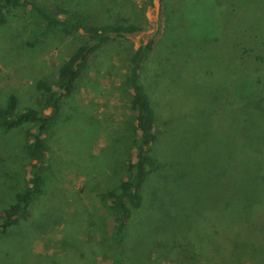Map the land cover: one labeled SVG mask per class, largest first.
<instances>
[{"label":"rangeland","instance_id":"rangeland-1","mask_svg":"<svg viewBox=\"0 0 264 264\" xmlns=\"http://www.w3.org/2000/svg\"><path fill=\"white\" fill-rule=\"evenodd\" d=\"M44 1L67 9L74 5V0ZM91 3L95 18L124 20L142 26L143 30L111 41L90 58L89 70L79 80L74 95L66 100L61 122L47 137L52 169L47 175V196L32 210L31 222L36 231L27 240L6 241L0 235V264H251L235 250L231 233L227 238L206 240L210 221L205 214L213 211L214 225L222 223L225 198L240 179L239 173L230 179L221 177L228 149L236 152L242 146L237 117L251 109L250 117L255 112V120L258 115L264 120V98L259 92H252L254 81L251 76H243L240 57L243 48L264 56V0ZM31 13L14 11L0 29V106L6 104L10 95H16L21 108L39 110L42 101L36 84L40 80L53 84L58 81L60 67L71 57L76 43L84 40L81 35L66 36L59 31L47 39L41 37L39 22ZM151 41L156 49L144 63L145 84L164 79V84L184 80L181 84L191 88V96L180 98L194 103L191 112L199 110L197 102L207 106L206 99L215 101L219 109L206 107L210 119H201L197 112L194 121L171 123L168 128L159 125L163 137L156 148L157 155L164 158L170 150V157L177 155L170 162L172 181L167 185L174 188V194L162 207L167 211L144 210L142 235L147 238L155 232L160 238L127 240L98 255L105 241L99 239L105 233L107 236L112 217L97 203V189L107 176L112 181L126 180L125 161L130 155L128 140L131 130L134 131V114L125 77L135 52ZM204 77L210 88L206 98H200L199 80ZM167 112L175 116L179 106ZM25 131H0V213L26 185L29 166ZM180 143L189 146V150L177 154ZM118 148L120 154L115 153ZM260 148L258 144L252 148L254 156ZM161 191L159 194L165 195ZM230 195L233 201L234 196H245L246 190L241 188ZM234 210L240 215L238 221L244 217L241 224L245 225L238 224L239 234H246L247 230L258 236L240 235L242 240L256 241L244 251L245 256L256 260L264 254L263 242L258 244V240H264V228L254 216L253 207L245 213ZM185 227L187 233L181 234ZM24 231L17 229L16 233L23 236Z\"/></svg>","mask_w":264,"mask_h":264},{"label":"trees","instance_id":"trees-1","mask_svg":"<svg viewBox=\"0 0 264 264\" xmlns=\"http://www.w3.org/2000/svg\"><path fill=\"white\" fill-rule=\"evenodd\" d=\"M90 2L92 0H80V2L74 0V5L71 4L73 5L72 9H67L60 4H57L58 6L48 5L44 0H0V29L6 25L14 11L22 9L36 15L34 18L39 22L38 33L41 37L47 36L45 39L56 31L66 36L81 35L84 37V40L76 43L71 57L60 67L58 81L53 84L40 80L36 84L42 101L39 110L31 107L21 108L16 95H10L6 104L0 106L1 132L7 134L16 129H26L25 149L29 166L26 185L16 193L15 198L0 213V235L6 241L23 240L22 238L27 240L36 231L35 224L31 222L32 210L35 204L40 203L47 196V175L52 169L47 137L50 131L61 122L62 112L66 109V100L74 95L79 80L89 70L90 58L103 50L111 41L124 39L128 34L143 30L142 26L127 23L124 20L113 22L102 20L101 17L95 18L91 12L93 8ZM42 23L44 24L41 27ZM38 37L39 35L37 39H39ZM34 44L30 43V46H34ZM155 47L154 41L146 46H141L131 58L130 68L125 77V85L131 92L130 101L134 114L131 124L134 131L131 130L132 135L128 140V146L130 145L131 149L130 155L125 161L126 180L112 181V177L107 176L97 189V203L104 211H109L110 217H112V224L109 226L107 236L105 233L99 239L105 241L102 242V246L99 245L101 247H99L98 255H102V250L105 248L108 249L115 244L123 245L127 240L160 238L155 232L151 235L148 234L147 238L142 235L146 220L143 215L144 210L161 208L167 211L162 207L167 205L169 201L166 200L174 194V188L170 189L167 185L172 181L170 179L172 171L170 162L177 159V155L174 158L170 157L173 150L164 154V158H159L157 155L156 148L163 137L159 132V125L161 123L162 126L168 128L171 123L185 124L194 121L197 118V115L194 114L197 112H200L201 119L204 116L209 117L210 115L206 114L208 113L206 107L214 108L211 109L213 111L219 109L215 101L210 102L206 99L207 106L196 101L199 110L193 109L191 112L194 103L188 100L183 102L180 98L181 95L187 99L191 96L189 94L191 88L185 86L184 83L181 84L184 80L175 81L173 79L172 83L164 84V79L158 83L145 84L142 78L144 63L154 53ZM240 57L243 61L241 64L243 76L247 78L251 76L254 81L255 88L251 87L253 88L252 92L254 94L259 92V95L264 98V56H258L252 50L243 48ZM200 81L202 86L199 97L205 96L206 98L210 88L209 81L206 77ZM175 105L179 106V112H173L175 116H172L168 114L167 110L171 108L173 110ZM48 110L49 112L46 113ZM204 110L207 111L204 112ZM250 110L242 111V114L237 117L240 126L236 129L239 130V145L242 146L238 147L236 152L228 149L224 157V175L221 176L224 179H230L234 173H239L240 179L236 181L237 185L231 186L229 192L236 194L242 188L244 192L246 190V195H243L242 198L234 196L232 201V196L228 194L229 196L225 198L222 223L214 225L216 221L213 211L205 214L210 225L207 229L208 233L204 235L206 240H215L216 237H219L218 239L227 238L232 235L230 240H234L235 250L239 255H243V260L248 258L251 264H264V254L256 260L245 256V248L249 249L248 246L254 245L256 241L242 240L240 235L245 238H255L254 236L257 235L247 232V230L246 234H239L238 224H241L244 217L238 221L240 215L234 210L239 209L245 213L246 210L253 207L254 216L264 228V120L260 115L255 120V112L250 117ZM105 127L103 126L104 129ZM257 144L261 148L254 156L251 150ZM188 150L189 146L185 147L183 143H180L176 152L183 154ZM119 152V148L115 149V153L120 154ZM202 170L203 168L200 169L199 174ZM161 190H164L166 196L159 194L162 192ZM176 207L178 209L179 205ZM90 222H88L89 227ZM244 225L241 224V226ZM25 227L26 232L24 231ZM17 229H22L26 234L18 236L20 232L16 233ZM97 229H100L99 225ZM187 231L188 227H185L181 234L187 233ZM261 242L264 244V240H258V244ZM201 245L205 246V244Z\"/></svg>","mask_w":264,"mask_h":264}]
</instances>
